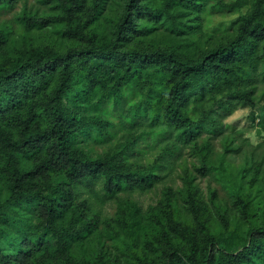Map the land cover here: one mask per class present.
Returning <instances> with one entry per match:
<instances>
[{
  "label": "trees",
  "instance_id": "1",
  "mask_svg": "<svg viewBox=\"0 0 264 264\" xmlns=\"http://www.w3.org/2000/svg\"><path fill=\"white\" fill-rule=\"evenodd\" d=\"M239 107L264 137V0H0V264H264Z\"/></svg>",
  "mask_w": 264,
  "mask_h": 264
},
{
  "label": "rangeland",
  "instance_id": "2",
  "mask_svg": "<svg viewBox=\"0 0 264 264\" xmlns=\"http://www.w3.org/2000/svg\"><path fill=\"white\" fill-rule=\"evenodd\" d=\"M250 114V108L248 107H239L236 109L230 116L227 117L225 120L231 127L234 126V130L231 132L237 131L234 136H236V139H234V144H241L242 147L238 151H231L227 153V161L231 164V166H235L238 164H242L244 159H247L249 161H254L256 159H259L260 154L263 155L264 153V137L259 136L255 132V128L251 126L252 122L249 117ZM226 133L230 132L229 128L226 129ZM237 134L239 136H237ZM223 140L219 137L212 140V143L215 147V149L218 152L223 151ZM183 156L188 158L189 163L191 162V157L188 156L186 152H184ZM144 156H139V160L142 162L144 161ZM218 158V157H217ZM216 158V159H217ZM264 164V163H263ZM264 171V170H263ZM168 184H170L173 187L180 186L182 183L181 177L178 175L180 174V171L176 169L173 173H170ZM196 184L199 185V187L204 192L205 198L209 196V190L217 188L218 193L222 195L221 188L218 186L216 181L213 177L210 175H202L201 172H196ZM86 191V190H85ZM223 191V190H222ZM134 197L138 200V202L143 206V208L147 207L148 203L153 202L154 200L150 198L148 195H142V194H134ZM113 208V204L107 203L105 205V210L103 216H109L111 214ZM216 224L215 221L213 222L212 219V225Z\"/></svg>",
  "mask_w": 264,
  "mask_h": 264
}]
</instances>
